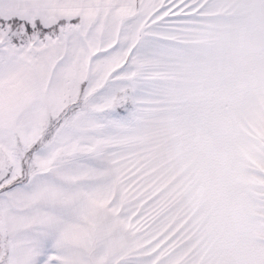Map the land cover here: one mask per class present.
<instances>
[{
    "label": "snow or ice",
    "instance_id": "snow-or-ice-1",
    "mask_svg": "<svg viewBox=\"0 0 264 264\" xmlns=\"http://www.w3.org/2000/svg\"><path fill=\"white\" fill-rule=\"evenodd\" d=\"M0 264H264V0H0Z\"/></svg>",
    "mask_w": 264,
    "mask_h": 264
}]
</instances>
